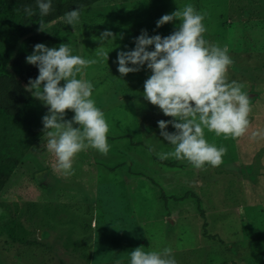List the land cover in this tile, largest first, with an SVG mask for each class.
<instances>
[{
  "label": "rangeland",
  "instance_id": "obj_1",
  "mask_svg": "<svg viewBox=\"0 0 264 264\" xmlns=\"http://www.w3.org/2000/svg\"><path fill=\"white\" fill-rule=\"evenodd\" d=\"M189 3L206 14L205 39L229 49L228 80L243 84L252 108L244 136L225 140L206 131L227 152L219 167L205 170L158 159L173 146L157 121L171 118L143 98L150 70L145 65L121 77L114 63L118 51L135 47L142 29L169 35L179 22L156 28V21ZM69 29L73 54L88 59L100 46L93 37L115 34L102 45L108 61L90 71L110 150L80 152L68 177L53 170L52 154H30L21 164L26 175L15 174L5 191L22 232H6L16 217L0 206V264H130L136 247H170L177 264H264V139H251V131L264 130V0H105L82 10L79 25Z\"/></svg>",
  "mask_w": 264,
  "mask_h": 264
},
{
  "label": "clouds",
  "instance_id": "obj_2",
  "mask_svg": "<svg viewBox=\"0 0 264 264\" xmlns=\"http://www.w3.org/2000/svg\"><path fill=\"white\" fill-rule=\"evenodd\" d=\"M37 6L41 16L52 10L51 0H37ZM24 11L28 16L34 14L30 7ZM80 15L78 7L65 13L62 19L74 28ZM205 15L190 3L162 15L156 28L179 22L169 35L150 36L142 29L140 35L133 37L135 47L118 51L114 61L121 77L137 73L145 65L150 70L144 81L143 98L171 118L157 121L160 136L173 146L171 151L156 153L158 159L186 161L196 170L219 167L227 152L224 146L210 143L206 131L225 140L240 138L249 131L252 111L250 97L242 91L243 84L228 80L229 67L234 63L229 49L204 37ZM37 31H46L43 21ZM115 38L110 30L93 37L100 41V46L90 59L74 55L65 43L59 47L37 43L26 56V62L38 68V75L29 78L25 90L47 107L42 117L46 150L55 158L53 170L65 177L73 174L74 159L80 152L91 148L107 155L110 150L109 124L92 98L94 85L77 77L89 66L108 61L109 51L102 45ZM149 46L154 49L149 50ZM68 111L74 113L71 119H66ZM169 125L175 131H168ZM251 139H264V130L251 131ZM148 151L151 154L155 149L149 146ZM130 264H177V261L170 247L150 251L136 247L130 253Z\"/></svg>",
  "mask_w": 264,
  "mask_h": 264
},
{
  "label": "trees",
  "instance_id": "obj_3",
  "mask_svg": "<svg viewBox=\"0 0 264 264\" xmlns=\"http://www.w3.org/2000/svg\"><path fill=\"white\" fill-rule=\"evenodd\" d=\"M104 1L51 0V12L47 16H41L37 0H0V206L10 215L13 213L10 204L5 201L9 199L5 191L12 184L9 182L15 174L19 178L26 175L27 169L21 168L26 150L34 146L44 150V155L51 156L46 150V137L42 139V117L46 114L47 107L25 90L29 78L35 79L38 75V68L28 64L26 56L33 52L37 43H44L48 47H59L61 43L70 46L68 33L72 26L63 22L65 13L78 7L82 11ZM25 7H30L34 14L28 16L24 11ZM41 21L46 31H37ZM77 25L79 23L75 26ZM93 68L94 65L85 69L88 71L86 77L82 73L77 78L94 81L95 77H91L90 72ZM72 115L74 113L68 111L66 119H71ZM168 164L174 165L171 162ZM32 174L30 171L27 177ZM12 216L16 217L14 214ZM16 219L10 218L6 223V232L10 235L16 233L11 229L23 231V223L18 219L16 222ZM206 225L204 222L205 229ZM27 241L25 238L21 240L23 243Z\"/></svg>",
  "mask_w": 264,
  "mask_h": 264
},
{
  "label": "crops",
  "instance_id": "obj_4",
  "mask_svg": "<svg viewBox=\"0 0 264 264\" xmlns=\"http://www.w3.org/2000/svg\"><path fill=\"white\" fill-rule=\"evenodd\" d=\"M45 137H46V135L43 134V135H42V139H44ZM40 146H41V145H40ZM41 151H42L41 149H36V147H34V146L29 147V148L26 150V154H25V158H24L23 163H24L26 160H28V161L30 160V154H33V155L35 156L34 158H36V155H35L34 153H37L38 158L41 159V158H42V154H44V153H42ZM34 158H32V159H34ZM41 164H42V162H41Z\"/></svg>",
  "mask_w": 264,
  "mask_h": 264
}]
</instances>
